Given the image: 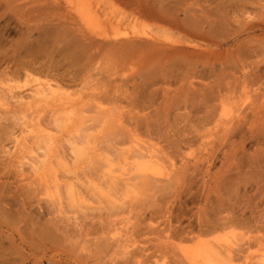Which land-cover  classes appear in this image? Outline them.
Listing matches in <instances>:
<instances>
[{
	"label": "rangeland",
	"instance_id": "rangeland-1",
	"mask_svg": "<svg viewBox=\"0 0 264 264\" xmlns=\"http://www.w3.org/2000/svg\"><path fill=\"white\" fill-rule=\"evenodd\" d=\"M65 3L0 0V264H187L219 240L225 264H258L264 0H91L89 28ZM37 82L57 99H16ZM146 151L164 177L102 173Z\"/></svg>",
	"mask_w": 264,
	"mask_h": 264
},
{
	"label": "bare ground",
	"instance_id": "bare-ground-1",
	"mask_svg": "<svg viewBox=\"0 0 264 264\" xmlns=\"http://www.w3.org/2000/svg\"><path fill=\"white\" fill-rule=\"evenodd\" d=\"M52 2V1H51ZM51 2H48L47 1V3H51ZM65 4H66V6H67V8H68V10H70V12H72L76 17H77V19L80 21V23L84 26V28H89V26H90V24L94 21V20H97V18H98V10H100L101 9V5L100 4H98V5H96V8H95V10H93V8H92V3H91V0H65ZM41 4V3H40ZM54 5V4H53ZM51 6V5H50ZM55 6V5H54ZM42 7V6H41ZM45 9H47V8H45ZM96 22V21H95ZM82 26V27H83ZM81 32V31H80ZM81 33H83V32H81ZM79 35H80V33H79ZM80 36H82V34L80 35ZM79 36V37H80ZM85 36V35H84ZM83 38V37H82ZM12 75H14V74H12ZM15 75H16V73H15ZM18 75V74H17ZM10 76H11V74H10ZM14 77V76H13ZM24 77V76H23ZM26 77V76H25ZM20 78H21V76H20ZM9 79V78H8ZM6 80V79H5ZM35 80V79H34ZM9 81V80H8ZM14 81V80H13ZM16 81H17V79H16ZM27 81H30V80H27ZM10 82V81H9ZM24 82H25V80H24ZM32 82V81H31ZM34 82V81H33ZM51 84V83H50ZM50 84H44V83H41V82H37V83H35L34 84V86H30V88H29V90L28 91H26L25 93H26V95H22L23 93L21 92V93H16V95H14V96H16V99L19 101V102H21V103H23V102H27V103H29V101H34V100H37V102H45V101H52V100H55V99H57L56 98V88H54L56 85H54V87L52 86V85H50ZM9 86V85H8ZM57 87V86H56ZM10 88V87H9ZM15 88V87H14ZM5 91H7L6 89H4ZM4 90H2V91H4ZM9 90H11V89H9ZM8 90V91H9ZM18 90V89H17ZM16 91H13L12 93H11V91H10V93L11 94H13V93H15ZM24 93V94H25ZM6 94H7V92H6ZM4 95V94H3ZM8 95H10V94H8ZM8 97V96H7ZM15 98V97H14ZM9 99V98H8ZM12 99V98H11ZM15 99V100H16ZM248 99V98H247ZM10 100V99H9ZM13 100V99H12ZM12 100H10V101H12ZM9 101V102H10ZM14 101V100H13ZM247 101V100H246ZM15 102H17V101H15ZM3 103V102H2ZM7 104V103H6ZM35 104V103H34ZM1 105V104H0ZM37 105V104H36ZM35 105V106H36ZM39 105V104H38ZM0 107H2V106H0ZM33 108H34V106H33ZM2 109V108H1ZM119 112V111H118ZM238 112V111H237ZM119 113H121V112H119ZM63 114V113H62ZM240 115V114H239ZM122 116V115H121ZM228 116V115H227ZM238 116V115H237ZM57 117H59V116H57ZM61 117V116H60ZM34 118V117H33ZM62 118V117H61ZM111 118V117H110ZM35 119V118H34ZM25 120V119H24ZM31 120V119H30ZM36 120V119H35ZM230 120V119H229ZM20 121H21V119H20ZM33 121V119L31 120V121H28V123H29V125L28 126H31L30 125V123H34V122H32ZM231 121V120H230ZM226 123H227V121H225ZM24 123V122H23ZM27 122L25 121V123L24 124H26ZM27 123V124H28ZM36 123V122H35ZM115 123V122H114ZM113 123V124H114ZM19 124H21L20 126H22V123H19ZM18 124V125H19ZM116 124V123H115ZM228 124V123H227ZM38 125H40L41 126V124H38L37 123V125H35L36 127L35 128H37L38 127ZM39 126V127H40ZM27 129H28V127L27 126H25ZM25 127H23L22 126V128H25ZM33 127V126H32ZM38 127V128H39ZM42 127V126H41ZM40 127V128H41ZM30 128V127H29ZM40 128H39V130H40ZM43 128V127H42ZM20 129H21V127H20ZM27 129L25 130V132L27 131ZM223 129H225V128H223ZM227 129V128H226ZM22 130H24V129H22ZM43 130H45V131H47V130H49V129H43ZM50 131V130H49ZM38 132V131H37ZM44 134H45V132L44 131H42ZM41 131L38 133V134H40V133H42ZM21 133H24L23 131L21 132ZM43 133H42V135H43ZM30 134V133H29ZM19 135V134H18ZM33 135H34V133H33ZM32 135V136H33ZM26 136H27V134H26ZM25 136V137H26ZM35 136H37V135H35ZM39 137H40V135H38ZM48 136H49V134H48ZM131 136H133V135H131ZM21 137V136H20ZM38 137V138H39ZM36 138V137H35ZM19 136H17L16 138H15V141L13 140V145H12V147L8 150V155H10V156H14V155H16L15 153H19L20 151H19V149L21 148L22 149V147L20 146L21 144V142L19 141ZM37 139V138H36ZM41 139V138H40ZM50 139V138H49ZM49 139H48V141H49ZM129 140V139H128ZM131 140V139H130ZM137 140V139H136ZM25 142H27L26 140H25ZM47 142V141H46ZM24 143V142H23ZM41 143V142H40ZM50 143V142H49ZM134 143H135V141H134ZM30 144V143H29ZM135 144H137V142L135 143ZM138 144H139V142H138ZM137 144V145H138ZM24 145H26L25 143H24ZM28 145V144H27ZM41 145V144H40ZM73 145V144H72ZM41 146H43V145H41ZM144 146V145H143ZM148 146V145H147ZM137 147H139V145L137 146ZM47 147L45 146V149H46ZM146 148V147H145ZM146 149H150V148H146ZM153 149V148H152ZM25 150V149H24ZM28 150V149H27ZM73 150V149H72ZM135 150H138V149H135ZM151 150V149H150ZM154 150V149H153ZM158 150V149H157ZM19 151V152H18ZM22 151V150H21ZM144 152L145 150H144V148L143 149H141L140 151L138 150V152L140 153V152ZM155 151V150H154ZM72 152H74L75 154H79V152L76 150V149H74ZM136 152V151H135ZM153 152V151H152ZM151 152V153H152ZM156 152V151H155ZM154 152V153H155ZM159 152V151H158ZM158 152H156L157 154H159ZM21 153H23V151L22 152H20V154ZM149 153V155H147V151H146V155H144L146 158V160L144 161V162H142V163H131L130 165L128 164V167H130L131 168V170H129L130 172H127V171H125V172H122L123 171V169H121L120 168V166H119V168L118 169H121L120 171H121V174H115V172L112 170L114 167L113 166H115L116 167V165H113V164H109V167L110 168H112V169H110V170H108V164H107V168H106V166L105 167H103L105 170H108L107 172L105 171V172H103V169H102V173L104 174V173H106L107 174V177H109L110 178V180L111 181H121V182H125L126 183V185H127V183H129L130 182V180L132 179V178H130V176H131V174L133 173L134 175H140L141 177H148V176H151V177H149V178H152V177H154V178H156V179H159V178H162V177H164V174L162 173V168L158 165V163L157 162H155V161H153L152 159H153V157L155 156L154 155V153H152V154H150V152H148ZM134 154H136V153H134ZM156 154V155H157ZM45 155V154H44ZM20 156V155H19ZM19 156H17V157H15L14 159H18V160H16L17 162H18V165H20V167L21 166H23V162H25V161H23V157H22V159L19 157ZM23 156H25V155H23ZM143 155L141 156V157H144ZM35 157V156H34ZM43 157V156H42ZM41 157V158H42ZM44 157H46V156H44ZM160 157V156H159ZM26 158V157H25ZM49 158V157H48ZM131 158H133V157H131ZM137 158V157H136ZM139 158H140V156H139ZM155 158H158V156L156 157L155 156ZM14 159H11V160H14ZM43 159V158H42ZM45 159V158H44ZM100 159V158H99ZM138 159V158H137ZM144 159V158H143ZM160 159V158H159ZM159 159H158V161H159ZM25 160V159H24ZM34 160V159H33ZM97 160V159H96ZM101 160V159H100ZM100 160H99V162H100ZM103 160H104V158H103ZM108 160V159H107ZM142 160V159H141ZM140 160V161H141ZM161 160H162V158H161ZM16 161H13V162H15V164H17L16 163ZM27 161H30L29 159L27 160ZM44 161L45 160H43V163H44ZM64 161V160H63ZM109 161V160H108ZM125 161V160H124ZM38 162H39V157H38ZM42 162V161H41ZM40 162V163H41ZM48 162V161H47ZM131 162V161H130ZM161 162V161H160ZM163 162V161H162ZM101 163H104V162H101ZM110 163H112V161H110ZM63 164H64V162H63ZM29 166H30V170L34 173L33 175H34V177L37 179L36 180V182L37 181H39V184L40 183H42V184H45V188L47 187L46 185H47V182L49 183V181H46V178L47 177H45V175H46V171H48V170H46V169H44V170H40L37 166H36V164H32V162L30 163V164H28ZM27 164L25 165V166H28ZM43 165V164H42ZM110 165H112V166H110ZM170 165V164H169ZM123 167V166H122ZM169 167V166H168ZM23 168V167H22ZM25 168V167H24ZM29 168V167H28ZM40 168H41V166H40ZM46 168H48V167H46ZM170 168H171V166H170ZM116 169V168H115ZM22 170V169H21ZM124 170H125V168H124ZM126 170H128L127 168H126ZM165 170V169H164ZM23 171V170H22ZM30 171V172H31ZM51 171V170H50ZM100 171H101V169H100ZM119 171V170H118ZM166 171V170H165ZM102 173H100V174H102ZM117 173V172H116ZM47 174H49V172L47 173ZM170 174V173H169ZM33 177V176H32ZM168 177V176H167ZM166 177V178H167ZM108 179V178H107ZM136 179L137 178H135V180H133V181H136ZM139 179H141V178H139ZM145 179V178H144ZM153 179V178H152ZM48 180V179H47ZM104 181H105V179H104ZM108 181H109V179H108ZM110 181V182H111ZM132 181V180H131ZM132 181V182H133ZM52 183H55V182H52ZM112 184H114L113 182H111ZM108 184V183H107ZM106 184V185H107ZM130 184H132V183H130ZM134 184H136V183H134ZM117 185V184H116ZM126 185H124V189H125V186ZM50 185H48V187H49ZM113 186V185H112ZM134 186V185H133ZM136 186L137 185H135L134 186V188L136 189ZM117 187V186H116ZM115 187V188H116ZM130 188H132L133 189V187H131V185L129 186ZM112 189V188H111ZM124 189H123V191H124ZM135 189H134V193L132 192V194L133 195H135V194H137V193H135ZM131 190V189H130ZM47 191V190H46ZM132 191V190H131ZM130 191V192H131ZM47 193V192H46ZM109 193V192H108ZM119 193V192H118ZM125 193V192H124ZM49 194V193H48ZM103 194V193H102ZM101 194V195H102ZM106 194V193H105ZM110 194V193H109ZM57 196H58V194H56ZM121 195V194H120ZM122 195H123V193H122ZM121 195V196H122ZM127 195H129L130 196V194H126V197H127ZM55 196V195H54ZM53 195H52V197H54ZM107 196H108V194H107ZM111 196H113V195H111ZM125 195H123V197H124ZM48 197H49V195H48ZM114 197V196H113ZM123 197H122V199H123ZM125 197V198H126ZM136 197V196H135ZM50 198V197H49ZM59 198V197H58ZM103 198H106V196L105 197H103ZM110 198H112V197H110ZM115 199H116V197H114ZM51 199V198H50ZM107 199V198H106ZM127 199H130V198H128L127 197ZM55 200V199H54ZM125 199H123V200H121V201H124ZM82 201L83 200H81V203H82ZM107 201H109L108 199H107ZM112 201V200H111ZM111 201H109V203L111 202ZM118 201V200H117ZM116 201V202H117ZM126 201V200H125ZM128 201V200H127ZM129 202V201H128ZM109 203H107V204H109ZM119 203H120V201H119ZM118 203V204H119ZM120 205H121V203H120ZM123 205H125L124 203H123ZM84 206H86V205H84ZM90 206V205H89ZM115 206H117L116 204H115ZM122 206V205H121ZM120 208V207H119ZM118 209V208H117ZM120 225H121V223H120ZM118 226V225H117ZM118 228V227H117ZM117 228H116V230H117ZM115 230V229H114ZM114 231V233L115 232H117V231ZM120 230H122V229H120ZM122 233H123V231H121ZM116 234V233H115ZM120 234V233H119ZM114 235V234H113ZM118 235V234H117ZM114 237V236H113ZM118 237V236H117ZM119 237H121L120 235H119ZM115 239H118V238H115ZM120 239H122V238H120ZM119 240V239H118ZM219 241H221V242H219ZM219 241H217L216 243H214L215 245H213V244H210L209 242H203V241H200V242H198L197 243V245L191 250V251H187V252H184V254H183V257H184V259L186 260V262H187V264H225V262L223 261V260H221V258L219 257V254H218V250L219 249H221V248H223L224 246V244H222V240H219ZM127 242V241H126ZM127 243H129V242H127ZM128 245V244H127ZM126 245V246H127ZM129 245H131V244H129ZM132 246V245H131ZM130 246V247H131ZM229 247H231L230 245H228ZM237 246V245H236ZM228 247V249H230ZM132 248V247H131ZM227 248V247H226ZM226 248H224V251H225V249ZM128 249V248H127ZM221 250H223V249H221ZM230 251H231V249H230ZM229 251V252H230ZM228 252V254H230ZM234 252V251H233ZM124 253V252H123ZM226 253V252H225ZM222 254H224V253H222ZM232 254V253H231ZM127 255V254H126ZM233 255V254H232ZM261 258H260V260L258 261L259 263L258 264H264V257L261 255V253L260 254H258ZM264 255V254H263ZM235 256V255H234ZM227 257V256H226ZM228 258V257H227ZM231 259H233V257L231 256L230 257ZM237 258V257H236ZM246 258V257H245ZM259 258V257H258ZM257 258V259H258ZM225 259V258H224ZM248 259V258H247ZM256 259V260H257ZM237 260V259H236ZM235 260V261H236ZM255 260V261H256ZM235 261H234V263H235ZM242 261V260H241ZM244 261V260H243ZM252 261H250V263H251ZM244 264H249V262H248V260H246L245 261V263ZM253 264V263H252Z\"/></svg>",
	"mask_w": 264,
	"mask_h": 264
}]
</instances>
